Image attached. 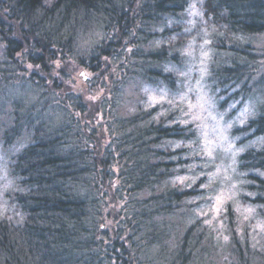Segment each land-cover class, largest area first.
<instances>
[{"label": "trees", "instance_id": "obj_1", "mask_svg": "<svg viewBox=\"0 0 264 264\" xmlns=\"http://www.w3.org/2000/svg\"><path fill=\"white\" fill-rule=\"evenodd\" d=\"M190 3L0 0V143L14 148L0 264H264V240L241 236L231 206L221 230L198 213L207 175L188 187L177 180L200 169L194 125L137 93L145 84L177 88L173 36ZM200 8L223 32L209 67L218 110L231 106L233 118L256 102L231 135L241 201L264 221V0H200ZM79 70L112 74L104 86L80 78L73 89Z\"/></svg>", "mask_w": 264, "mask_h": 264}, {"label": "rangeland", "instance_id": "obj_2", "mask_svg": "<svg viewBox=\"0 0 264 264\" xmlns=\"http://www.w3.org/2000/svg\"><path fill=\"white\" fill-rule=\"evenodd\" d=\"M182 22L184 30L173 36V42L180 45L182 61L180 65L169 66L178 76L177 88L170 90L166 86L145 84L137 93L146 97V105L159 106L161 113H175L178 122L194 125L197 138L196 142L190 143L191 154L194 160L200 161L192 163V166L199 165L200 169L177 180L188 187L207 175V200L198 208V213L206 217L214 230H221L224 227L226 208L231 206L236 213L235 222L241 236L248 232L250 240L260 245L264 240V221L259 218L256 208L241 201V196L245 193L244 180L237 173L241 149L236 147L231 135L234 125H243L249 117L255 115L256 102L246 103L233 118L228 115L232 110L231 106L227 113L218 110L211 93L209 67L214 56L213 42L223 32H218L206 23L200 0H191ZM257 46L264 47V40L257 39ZM107 68L110 67L106 66L104 69ZM110 72H103L96 78L93 73L79 70L70 75L68 84L73 89H81L82 78L83 81H97L104 86L110 82ZM131 91L129 89V93ZM102 92L100 86L91 90L92 103L96 102ZM89 109L91 112L92 109ZM13 151L14 148L5 151L0 143V217L9 208L3 196L12 185L8 171Z\"/></svg>", "mask_w": 264, "mask_h": 264}, {"label": "snow or ice", "instance_id": "obj_3", "mask_svg": "<svg viewBox=\"0 0 264 264\" xmlns=\"http://www.w3.org/2000/svg\"><path fill=\"white\" fill-rule=\"evenodd\" d=\"M31 67V66H30Z\"/></svg>", "mask_w": 264, "mask_h": 264}]
</instances>
